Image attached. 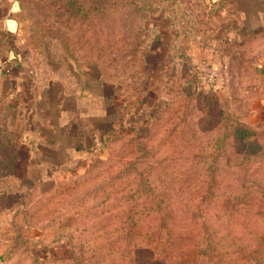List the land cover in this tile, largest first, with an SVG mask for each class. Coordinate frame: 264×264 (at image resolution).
I'll use <instances>...</instances> for the list:
<instances>
[{"label": "rangeland", "instance_id": "374dc122", "mask_svg": "<svg viewBox=\"0 0 264 264\" xmlns=\"http://www.w3.org/2000/svg\"><path fill=\"white\" fill-rule=\"evenodd\" d=\"M10 1L36 81L69 99L93 71L124 116L14 197L3 264H264V26L216 44L207 0Z\"/></svg>", "mask_w": 264, "mask_h": 264}, {"label": "crops", "instance_id": "0c3cea01", "mask_svg": "<svg viewBox=\"0 0 264 264\" xmlns=\"http://www.w3.org/2000/svg\"><path fill=\"white\" fill-rule=\"evenodd\" d=\"M207 1L216 44L241 30L264 26V0ZM21 32L13 3L0 0V264L2 230L19 221L14 197L28 183H45L84 165L124 116L120 88L93 71L77 82L69 99L36 81L20 45ZM257 69L262 76L250 94L259 100L258 115L264 121V62ZM218 97L224 110H232L227 91L221 89Z\"/></svg>", "mask_w": 264, "mask_h": 264}, {"label": "trees", "instance_id": "16d2710c", "mask_svg": "<svg viewBox=\"0 0 264 264\" xmlns=\"http://www.w3.org/2000/svg\"><path fill=\"white\" fill-rule=\"evenodd\" d=\"M102 78V77H101ZM222 109V108H221ZM115 133V131L113 132V133H111L107 138H106V140H105V142L113 135ZM104 142V143H105ZM35 184H32V183H28V186H27V188H29V187H33ZM27 190V189H26ZM22 193H24L25 194V190L24 191H22L21 193H20V195L22 194ZM19 195V196H20Z\"/></svg>", "mask_w": 264, "mask_h": 264}]
</instances>
